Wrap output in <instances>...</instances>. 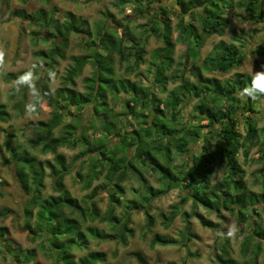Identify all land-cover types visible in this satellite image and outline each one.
<instances>
[{
	"label": "trees",
	"instance_id": "trees-1",
	"mask_svg": "<svg viewBox=\"0 0 264 264\" xmlns=\"http://www.w3.org/2000/svg\"><path fill=\"white\" fill-rule=\"evenodd\" d=\"M225 1L227 0H174V3L169 5L165 4V0H154L153 2L159 5L153 9L149 0H115L117 6L121 8L131 4L138 13L151 11L144 39H126L125 32L129 34L127 26L122 28L125 32L122 29L117 30L108 27L106 19L101 24L94 25V33L86 26L85 21L78 20L72 14L68 16L67 25L62 26L55 18L57 11L55 8L49 11L39 10L33 14L25 13L23 10L13 13L21 22L39 28L30 32L35 40L34 44L38 40L42 44L49 43L46 51H36L34 56L40 60L39 65L43 66V73H46L45 70L51 72L45 74L43 80H37L36 85L37 97L47 102L52 109V116L46 122L38 121L32 125L35 137L30 143L33 148L39 147L41 153L52 154L53 162H42L19 146L10 149L9 160L4 161L13 166L17 184L27 198L24 203L26 222L24 230L29 233L28 241L34 243L36 240H42L47 245L46 250L54 259V264H108L105 253L96 251L75 260L71 250L74 247L87 248V233L98 240H114L124 247L127 246L128 238L133 236V231L129 228L130 217L125 214V217L120 219L113 214V210L121 205V195L124 194L121 185L127 172L140 181L144 180L140 169L137 170L138 165L159 172L160 188L155 189L146 184L139 201L132 199L126 205L142 212L145 231L150 232L154 226L150 203L172 189L182 188L179 205H184L189 200L193 204L191 212L183 213L186 219L195 217L202 227L215 229L216 225L212 221L195 210L196 207H202L218 219H224L225 213L239 223L248 221L249 233L242 240L240 251L243 256L251 255L247 264H253L260 256L264 246V227L259 221L246 219V216L260 217L264 214V191L256 193L249 190L245 181L246 173L239 163L238 155L242 152L244 158H247L260 135H264V129L257 127V112L254 110L264 98L262 91L264 87L242 74H235L224 83L205 76V73L210 71L221 75L229 74L241 67L247 55L254 54V51L244 53L243 49L248 47L246 43L236 45L235 41L230 43L221 41L215 45L212 55L206 57L200 66L195 65L199 60V49L205 40L213 33L222 35L225 31L228 23L224 17L227 7ZM143 6H146L145 10ZM237 6L245 11L243 20L254 24L263 22L264 0H245L243 4ZM170 10H173L176 16L183 17L182 24L177 28V41L172 39L174 30L168 16ZM189 15L198 18L200 28L187 21ZM71 34L85 36L87 41L83 43V48L89 53L71 57L72 66L67 72L64 84L70 85L72 89L68 90V94H64L62 88L58 89L60 93L57 94V100H53L48 83L56 72L55 66L59 64V60L67 57ZM151 36L161 42V47L152 54L153 82L159 89L158 92L165 93L168 84L177 83L176 87L167 92L164 99L152 92V88H145L136 82L131 83L127 79L120 83L114 79V59L117 58L120 63L127 64L128 74L135 73L144 63L145 43ZM126 41H130V44L126 45ZM177 42L185 45L183 55L185 63L179 61L177 63L179 67L172 69L175 65L174 50ZM255 53L264 54L261 47ZM189 62L191 64L187 67L185 64ZM86 64L91 65L93 74L83 80L85 92L79 93L74 90L75 80ZM35 70L34 72H37ZM34 72L25 73L26 78L34 76L36 74ZM6 78L7 81H13L18 76L8 74ZM100 82L106 83L108 87L110 84V88L114 87L116 92L110 96L121 103L122 113H115L108 106L106 90ZM118 84L121 89L123 88L122 91L117 87ZM13 95L14 93L11 96ZM76 96L79 112L89 106L96 118L101 114L103 122L106 125L110 124L107 131L104 123L103 130L99 126L100 123L96 122L98 126L96 124L91 126L93 141H90L87 134H79V130L86 126V123L80 126L67 123L62 126L58 137L53 135V131L62 125L65 116V113H62L63 107L59 104L65 103V106L73 107ZM187 107L191 109V116L196 118L195 123L185 120ZM107 114H110V121ZM121 114L125 116V120L120 122L121 125H117L114 119L118 121ZM238 116L244 117L241 122L245 127L243 136L238 131L240 123L237 120ZM8 119L6 107L0 102V122H7ZM131 122H134L135 130L128 132L126 127H129ZM103 133L105 137L102 138L100 135ZM113 138L125 144L121 153L123 160L118 166H114V160L120 155L112 147L118 142L110 145L108 143L109 139ZM193 138L200 139L198 143L200 146L199 150L190 156ZM77 143L81 145L78 159L66 163L65 158L57 153V149L63 146L76 148ZM260 146L259 160L262 167L258 172L264 173V140L260 142ZM173 149L179 154L189 156V159L181 160L179 165H173ZM81 158V162L88 168L85 177H82L80 171L73 174V168ZM221 170L226 172L223 179L213 184L212 175ZM71 174L78 179L74 182L79 183L85 178V190L89 189L92 182L98 180L102 174L105 181L93 188L83 200H78L72 197L64 183V179ZM46 176L52 179L56 196L43 197ZM98 192L106 193L108 208L103 213H100L95 200ZM178 211V205L171 207L169 216L164 218L167 221L166 226L172 222ZM10 215L7 209L0 210V221L8 219ZM31 220H34V225L30 229ZM97 220L108 224L111 233L85 226ZM9 236L8 229L0 227V249L4 250L5 256L11 257V249L17 248L12 246ZM190 237L188 235L187 240H191ZM219 240L213 262L242 264L231 256L228 235L226 233L219 235ZM177 243L173 238L159 235L151 240L152 247L175 246ZM131 256L138 264H145L140 253H132ZM35 257V250H30L25 259L15 260L18 264H29Z\"/></svg>",
	"mask_w": 264,
	"mask_h": 264
},
{
	"label": "rangeland",
	"instance_id": "rangeland-1",
	"mask_svg": "<svg viewBox=\"0 0 264 264\" xmlns=\"http://www.w3.org/2000/svg\"><path fill=\"white\" fill-rule=\"evenodd\" d=\"M149 1L151 3V8H158L159 4L153 2L154 0ZM244 2L245 0H233V2L229 0L225 1V6L227 7L224 12V17L228 20L225 31L222 35L213 33L205 40L204 45L199 49V60L195 65L200 66L201 62L206 57L212 55L215 45L221 41L226 43L235 41L234 43L236 45L246 43L248 47L244 48L243 52L249 53L254 51V54L249 53L241 67L232 70L227 75H221L210 71L206 72L205 76L213 77L220 83H224L230 80L235 74H242L249 76L254 82L264 87V54L260 55L255 53V51L258 52L260 50V47L264 53V15L263 22L260 24H254L251 21L243 20L245 11L242 8H238L237 5L243 4ZM173 3L174 0H168V2L165 0V4L172 5ZM53 8L57 10L55 12V18L62 26L67 25L68 16L72 14L78 20L85 21L86 26L94 33V25H99L106 19L108 21V27L121 30L127 26L130 35H127L125 29H122L125 32L126 39H144L146 36L145 30L149 26L147 22L151 16V11L147 13L144 12L143 14L138 13L131 4L121 8L117 6L115 0H25V2L22 0H0V54H2V58H0V102L5 105L9 115L7 122H0V210L7 209L11 214L8 219L0 221V227H6L8 229L10 234L9 239L13 243L12 246L17 248L11 249V257L5 256L4 250L0 249V264H18L16 261L25 259L30 250H35L36 257L35 260L29 262V264L34 262H38L39 264H54V259L46 250L47 245L42 240H36L34 243L28 241L27 237L29 233L24 230L26 224L24 219V203L27 198L17 184L13 166L6 164L4 161L9 160L8 151L13 147L19 146L22 150L28 151L42 162H53L52 154H43L40 152L39 147L33 148L30 143V140L35 137L32 125L38 121L46 122L52 116V109L48 106L47 102L37 97L38 85H36L37 80H43L44 75H48L51 72L50 70H45L46 73H43L44 68L39 65L40 60L34 56L36 51H46L49 48V43L42 44L41 41L38 40L36 44H34L33 41L35 40L30 32L37 31L39 28L28 25L26 22H21V20L13 16V13L19 10H23L28 14H33L39 10L49 11ZM145 9L146 6H143V10ZM105 15L108 16L105 17ZM168 16L171 18L174 30L172 39L173 41H177V28L182 24L183 17H180V15L176 16L173 10L168 12ZM187 21H190L196 27L200 28V22L195 16H187ZM69 41V47L66 52L67 57L63 60H59V64L55 66L56 72L48 83V89L53 94V100H57V94L60 93L58 89L62 88L64 94H68V90L72 89L70 85L66 86L64 84L67 72L72 66L71 57L89 53L88 50L83 48V43L87 41L85 36L71 34L69 36ZM129 44L130 41H126V45ZM160 47V40L151 36L145 43L146 55L144 56V63L140 65L138 70L133 74H128L126 63H120L119 60L115 58L114 79H116L118 83L125 79L129 80L131 83L136 82L145 88H152V92H155L158 97L162 99L166 98L167 92L176 87L177 83L168 84L166 92L160 93L158 92L159 89L156 84L153 82L154 68L152 67V54ZM184 52L185 45L177 42L174 50L175 65L172 69L179 67L177 65L179 61L185 63L183 56ZM190 64L191 62L185 65L189 67ZM34 70L37 72H34ZM32 71L36 74L26 78L25 73H31ZM103 73L107 74L105 71H103ZM8 74H15L18 78L13 81H7L6 76ZM92 74L93 68L90 64H86L80 76L75 80L76 87L74 90L79 93L85 92V83L83 80L90 78ZM100 84L106 90L108 106L111 107L115 113H122L123 106L118 100L112 97L113 93L116 92L114 87L111 86L110 88V84L108 87L104 82H100ZM117 87L122 91L123 88L121 89L119 84ZM16 88L17 90L15 91ZM13 93L14 95L11 96ZM110 94L112 96H110ZM36 98L37 102H35ZM77 98L78 96L75 97V106L73 107L69 105L65 106V103L59 104L63 107L62 113H65V116L62 125L53 131V135L58 137L62 126L67 123L78 126L86 123V126L79 130V134L85 133L90 141H93L94 135L91 133V126H94L97 122L100 123L99 126H101L103 130V117L101 114H98L96 118L92 114L89 106L84 107V109L79 112V107L76 106ZM254 110L257 112V127L259 129H264V98L255 106ZM109 115L107 114L108 120L110 121ZM184 117L186 121L192 123L196 122V118L191 116L190 107L186 108ZM243 119V116H238L237 118L240 122L238 131L242 136L245 133V127L243 123H241ZM124 120L125 116L122 115L118 118L119 122L116 119H114V122L117 125H121L120 122ZM105 127L107 131L108 128H110V124H105ZM126 129L128 132L134 131V122H131ZM104 135L103 133L100 136L103 138L105 137ZM263 140L264 135L261 134L258 142L251 148L247 158H244L242 152L238 155L239 163L246 173L245 181L247 186L250 191L256 193L264 191V173L258 172L262 167L259 157L261 156L260 142ZM117 142L118 140L116 138L109 139L108 141L109 145L116 144ZM198 143H200V139L193 138L190 144V156L199 150L200 144ZM112 147L118 152V155H120L114 160V166L121 165L123 160L121 153L125 148V144L124 142H118L115 147ZM80 151L81 145L79 143H77L76 148L63 146L57 149V153L65 158L66 163H71L74 159L77 160ZM172 157L173 165H179L181 164V160L189 159V156L179 154L174 149L172 150ZM160 160L162 161L163 159L160 158ZM81 161L82 158L75 164L73 174L74 172L80 171L82 177H85L88 168L87 165ZM137 167V170L140 169L142 172L144 180L140 181L137 177L130 174V172H127L125 181L121 185L124 188V194L121 195L122 198L120 200L121 205L116 206L113 210V214L120 219L124 218L125 214H128L130 217L129 228L133 231V236L128 238L127 246L124 247L114 240H98L87 233V248L78 249L74 247L71 250L75 255L76 261L84 257L87 253L96 251L105 253L106 262L108 264H138L131 256L132 253L136 252L142 255L145 264H215L213 258L216 253V247L220 242L219 235L226 233L230 239L232 258L242 264L248 263L251 255H247L248 257L243 256L240 251L242 240L249 233L248 221L239 223L235 221L233 217L225 213L223 214L224 219H218L214 214L208 213L202 207H196L195 210L198 213L216 225L215 229L204 228L195 217L186 219L183 216V213L191 212L193 204L189 200L186 204L179 205L182 188L172 189L150 203L151 215L154 218V226L150 232L145 231V220L142 212L126 207V205H128L130 203L129 201L132 199L139 201V197L146 184L151 185L155 189H159V172L157 170H151L149 167L142 168L140 165ZM225 173L226 172L223 170L214 173L212 175V183L220 182ZM102 175L98 180L93 181L90 188L87 190L84 189L85 178L82 181L80 180L79 183L74 182L78 179L72 176V174L64 179V183L72 197L83 200V197L87 194L89 195L93 188L105 181ZM44 183L45 189L43 191V197L56 196L57 193L54 190L53 181L49 176L45 177ZM98 193L95 200L100 213H103L108 208L105 198L106 193ZM175 205H178V214L172 222L166 226L167 221L164 218L169 216L171 207ZM246 219L250 221H259L262 227H264V214H261L260 217L247 215ZM33 225L34 220H31L29 224L30 229ZM85 226L96 228L101 232L111 233L109 225L98 220L94 223H87ZM156 235L173 238L178 243L175 246L152 247L151 240ZM188 235L191 236V240H187L186 237ZM15 258H17V260H15ZM253 264H264V246L260 256Z\"/></svg>",
	"mask_w": 264,
	"mask_h": 264
},
{
	"label": "clouds",
	"instance_id": "clouds-1",
	"mask_svg": "<svg viewBox=\"0 0 264 264\" xmlns=\"http://www.w3.org/2000/svg\"><path fill=\"white\" fill-rule=\"evenodd\" d=\"M0 58H2V54H0ZM262 91H264V90H262Z\"/></svg>",
	"mask_w": 264,
	"mask_h": 264
}]
</instances>
